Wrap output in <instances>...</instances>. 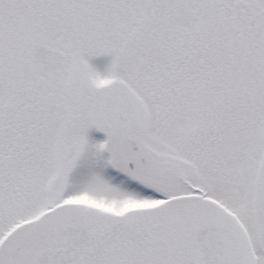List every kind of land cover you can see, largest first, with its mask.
<instances>
[{"label":"snow or ice","instance_id":"1","mask_svg":"<svg viewBox=\"0 0 264 264\" xmlns=\"http://www.w3.org/2000/svg\"><path fill=\"white\" fill-rule=\"evenodd\" d=\"M0 264H264V0H0Z\"/></svg>","mask_w":264,"mask_h":264},{"label":"rangeland","instance_id":"2","mask_svg":"<svg viewBox=\"0 0 264 264\" xmlns=\"http://www.w3.org/2000/svg\"><path fill=\"white\" fill-rule=\"evenodd\" d=\"M108 60L109 58L107 57H98L91 60L90 63L99 69H103V67L108 63ZM88 137L91 141H95V142H100L105 139L103 133L98 132L95 129L90 130L88 132Z\"/></svg>","mask_w":264,"mask_h":264}]
</instances>
